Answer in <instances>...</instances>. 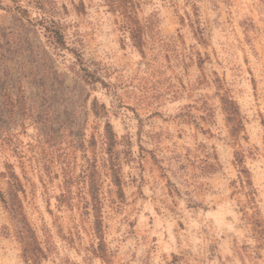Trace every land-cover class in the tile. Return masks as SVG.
<instances>
[{"label": "rangeland", "instance_id": "rangeland-1", "mask_svg": "<svg viewBox=\"0 0 264 264\" xmlns=\"http://www.w3.org/2000/svg\"><path fill=\"white\" fill-rule=\"evenodd\" d=\"M0 264H264V0H0Z\"/></svg>", "mask_w": 264, "mask_h": 264}]
</instances>
